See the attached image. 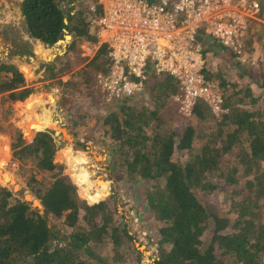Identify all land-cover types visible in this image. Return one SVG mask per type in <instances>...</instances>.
Here are the masks:
<instances>
[{
	"label": "trees",
	"instance_id": "1",
	"mask_svg": "<svg viewBox=\"0 0 264 264\" xmlns=\"http://www.w3.org/2000/svg\"><path fill=\"white\" fill-rule=\"evenodd\" d=\"M20 10L25 34L46 46L56 45L66 32L76 38L71 50L98 40L94 22L103 14L98 0H22ZM59 43L55 48L66 49L65 42ZM107 50L105 45L100 48L95 73L101 57H108ZM64 60L68 64L59 66L56 75L65 74L66 68L72 66L70 54L59 57L56 65ZM6 67L10 73H0V95L25 86L23 74L10 65ZM151 78L157 82L158 100L164 108L165 100L177 92L176 82L167 75ZM240 93L224 96L226 112L221 119L205 102L198 101L183 132L164 128L165 117L163 120L160 110L144 107L135 111L128 100L119 101L117 110L105 116V131L115 144V154L121 156L119 165L128 172L127 181L152 184L146 191V203L161 224L159 256L154 264H264V119L260 111L240 106L246 96L235 101ZM252 103L256 104V100ZM193 122L211 124L210 128H201V135L208 134L202 144ZM151 126L154 130L149 134ZM46 128L25 129V147L34 155L38 173L51 180L47 192L32 186L31 181L32 193L27 199L36 195L35 204L40 203L45 213L39 214L30 202L16 198L10 188L0 184V264L123 262L126 252L131 255L138 251L128 222L118 214L116 201L90 205L79 196L77 186L65 176L64 166L55 162L61 147L51 132L43 131ZM38 130L42 132L34 135L32 143ZM177 154L181 159L175 161ZM215 178L232 193L230 214L235 219L210 206L208 198L222 188ZM242 178L246 179L241 185ZM76 180L82 195L95 201L94 194L88 193L95 188V181L85 177ZM107 182L110 184L104 183ZM232 186L235 188L229 189ZM48 215L53 228H58L53 221L63 226L66 215L64 224L73 230L69 233L66 229L69 234L61 237L63 244L70 240L65 247L51 245L53 233ZM206 233L210 235L208 239L204 238ZM110 243L111 249L96 256V249L100 251Z\"/></svg>",
	"mask_w": 264,
	"mask_h": 264
},
{
	"label": "rangeland",
	"instance_id": "2",
	"mask_svg": "<svg viewBox=\"0 0 264 264\" xmlns=\"http://www.w3.org/2000/svg\"><path fill=\"white\" fill-rule=\"evenodd\" d=\"M19 1L0 0V73L3 76L9 74L10 69L6 66L10 65L23 74L25 85L19 90L0 95V184L10 188L16 198L30 200L28 202L32 207L43 213L44 208L40 203L38 204L40 207L35 204L36 195L32 194V199H27L32 193L29 183L32 181V186L47 192L51 180L38 173V163L34 155L27 151V145L25 147V129L48 127L43 131L51 132L61 147L56 153L55 162L64 166V174L77 186L79 196L90 205L116 201L118 214L128 222L131 228L130 235L134 238L138 252H132L131 255L130 252H126L125 259L118 264H154L159 256L161 224L157 217L150 214L146 203V191L152 184L143 180L127 181V178H130L128 172L125 168L121 169L119 165L121 156L115 154V144L103 125L105 116L116 111V104L123 101L109 99L99 85L98 77L110 71L109 51L107 50L108 57H101L97 62L100 68L95 73L93 70L100 49L88 51L90 46L81 43L76 50H71V46L76 42L74 35L66 32L64 39L58 42L59 45L66 43V49L63 51L55 48L58 43L46 46L30 39L25 34ZM255 1L260 5V10L256 14H250L249 18H244V43L241 54L222 47L211 30H202L198 36L204 40L211 38L212 43L222 52L215 54L205 42L198 39V43L205 58L204 72L207 78L220 86L224 96L240 91L235 101L241 96H246L245 103L240 106L250 111H260L264 119V0ZM95 22L94 32L97 36ZM68 54L72 66L70 69L66 68L65 74L56 75L59 74V66L68 64L64 60L56 65L57 59ZM106 58H109V62L105 63ZM149 75L142 90L125 100H128L135 111H141L144 107L160 110L163 120L165 117L164 128L172 127L183 132L192 116L185 117L180 114L171 96L165 100L163 108L158 100L160 92L157 82L151 78L153 73ZM222 80L228 83L227 87L223 86ZM31 97V105L27 106ZM252 100H256V104H253ZM25 113L29 116L26 117ZM218 118L221 119V116ZM193 124L198 128L202 144L208 138V134L201 135V128H210L211 124L202 125L195 122ZM160 128H163L161 124ZM153 130L154 126H151L148 133L152 134ZM38 132L42 131L38 130L33 134L32 143L34 135ZM236 148L234 146L233 150ZM180 159L179 154L174 158L175 161ZM261 167L264 168V161ZM80 177L95 181L93 182L95 188L88 192L94 194L95 201L88 200L82 195L83 190L76 180ZM245 179H241V185ZM214 180L221 186L224 184L218 178ZM105 181H109L110 184L104 183ZM234 188L235 186H232L229 189ZM231 196L230 190L222 186L208 198V201L210 206L235 219L236 216L230 214ZM65 219L66 215L63 216V226H59L60 222L53 221L58 226L53 228L51 215L47 216L48 225L53 233L51 238L53 247H65L70 242L67 240L63 244L62 238L65 233L67 234V231L71 233L73 230L64 224ZM208 236L210 235L206 233L204 238L208 239ZM111 246L110 243L100 251L96 249V256L101 257V253L105 254Z\"/></svg>",
	"mask_w": 264,
	"mask_h": 264
},
{
	"label": "built area",
	"instance_id": "3",
	"mask_svg": "<svg viewBox=\"0 0 264 264\" xmlns=\"http://www.w3.org/2000/svg\"><path fill=\"white\" fill-rule=\"evenodd\" d=\"M103 14L98 41L89 50L106 46L108 74L98 77L109 99L125 100L141 91L153 76H171L178 91L171 99L185 117L198 101L216 116L225 112V98L217 83L205 75V58L198 33L211 30L224 48L241 54L244 18L258 13L255 0H100Z\"/></svg>",
	"mask_w": 264,
	"mask_h": 264
},
{
	"label": "water",
	"instance_id": "4",
	"mask_svg": "<svg viewBox=\"0 0 264 264\" xmlns=\"http://www.w3.org/2000/svg\"><path fill=\"white\" fill-rule=\"evenodd\" d=\"M199 41L205 42L206 44H208L210 46V48H211V51L214 52L215 54H220L222 52L219 47H217L216 45H214L212 43L211 38H207L205 40L203 38H199ZM23 201L28 202L27 200H23ZM31 206H32V204H31ZM38 207H40V205H38ZM32 209L38 211V213L41 214V215H43L45 213V210H43V213H41V211L39 209H37L36 207L35 208L32 207Z\"/></svg>",
	"mask_w": 264,
	"mask_h": 264
},
{
	"label": "crops",
	"instance_id": "5",
	"mask_svg": "<svg viewBox=\"0 0 264 264\" xmlns=\"http://www.w3.org/2000/svg\"><path fill=\"white\" fill-rule=\"evenodd\" d=\"M18 1H19V0H18ZM19 2L21 3V2H22V0H20ZM20 3H19V4H20ZM21 15H22V14H21ZM74 39H75V38H74ZM36 42H39V41H36ZM39 43H40V42H39ZM41 44H42V43H41Z\"/></svg>",
	"mask_w": 264,
	"mask_h": 264
}]
</instances>
